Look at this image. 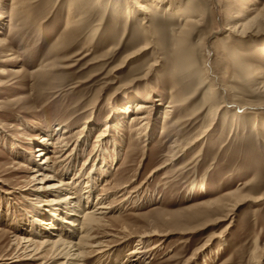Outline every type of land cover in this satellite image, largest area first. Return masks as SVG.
<instances>
[{"label": "rangeland", "instance_id": "obj_1", "mask_svg": "<svg viewBox=\"0 0 264 264\" xmlns=\"http://www.w3.org/2000/svg\"><path fill=\"white\" fill-rule=\"evenodd\" d=\"M179 2L171 11L161 3L145 20L129 0H0L1 38L10 41L19 57V62L0 58V70H6L0 76V264L63 261L51 252L29 260V252L17 249L15 237L43 238V231L30 224L33 216L39 224L45 218L36 213L40 200L28 168L42 160L35 150L46 131L62 133L66 127L73 140L62 166L66 171L60 173L67 172L66 181L81 176L75 192L84 194L88 181L93 186L85 210L98 199L113 204L108 215L113 230L108 226L107 231L121 236L103 239L106 230L98 232L113 248L90 264H134L128 254L137 247L138 236L151 230L161 237L144 245V250L156 249L137 264H256L254 255L264 264V21L243 31L264 10V0ZM128 9L135 14L129 22ZM69 17L72 23H67ZM190 19L199 21L184 45L194 52L193 65L181 69L177 43ZM147 43L146 51L122 66ZM51 63L55 67L49 77L38 84L32 73ZM173 89L177 99L186 90L176 101L190 99L178 108L173 123L183 121L163 135ZM155 99L161 100L157 116L147 129L134 133L130 121L136 105L147 100L151 106ZM128 102L120 134L110 132L97 143L112 107ZM210 104L220 109L213 117ZM209 124L204 141L163 167L175 142L187 143ZM18 128L31 140L20 138ZM86 161L89 166L83 168ZM93 166L96 175L91 177ZM124 185L128 187L113 195ZM238 188L247 189L248 196L228 220L219 222L226 211L210 220L194 213ZM55 220L66 228L58 214ZM21 226L31 233L24 237ZM122 227L130 232L122 233Z\"/></svg>", "mask_w": 264, "mask_h": 264}, {"label": "bare ground", "instance_id": "obj_2", "mask_svg": "<svg viewBox=\"0 0 264 264\" xmlns=\"http://www.w3.org/2000/svg\"><path fill=\"white\" fill-rule=\"evenodd\" d=\"M100 1L101 0H97L98 4ZM179 1L180 0H129V2L132 3L134 7L136 8V11H138V13L143 14V17H145V20H149V18H151V16L155 13V7L158 8L159 6H161V3L163 2L168 3V7L166 8V11L167 10L171 11L173 10L176 4L179 5L180 3ZM15 10L16 8L12 9L11 16ZM184 15L186 14L184 13ZM3 18H4L3 14L1 15L0 13V58L7 57L9 61L15 60L19 62L18 60L19 57L17 58V56H15L16 52L13 50L12 46L8 43L9 40L7 41L1 38V35H3V28L5 26V24L3 23L5 22ZM134 18H135L134 12L131 9H128L127 19H126L127 22H129L131 19H134ZM260 21H264V10L261 13H259V15H257L255 18L249 20L246 24H244L243 31L246 32L245 29H247V26L257 25ZM12 22H13V16L10 17L9 24L12 25ZM68 22L72 23V20L70 19V17L67 23ZM197 24H199V21L197 22V21L190 19L186 21V24L183 26V29L181 31V37H180L179 42L177 43V48H178L177 63H178L179 68L181 69L192 67L193 65V64H190L189 62L191 61L194 52H192L190 48H185L184 45L186 44L187 39L190 37V33L192 34L191 30ZM65 35L67 36L68 33ZM148 44L149 43H147L145 48L139 49L137 52L127 57L123 61L122 66L129 59L134 58L135 56L139 55L143 51H146V49H148V46H150ZM10 57H14V58H10ZM54 67H55V64L51 63L49 65L43 66L37 72L32 73L35 76L36 80L38 81V84L44 83V81L50 75L49 70H53L52 68ZM5 74H6L5 68L0 70V76H4ZM203 79L206 83L209 82V77L206 76V77H203ZM261 84L263 85L262 87L264 90V82H262ZM212 86L213 85H211L210 87ZM173 91H174L173 92L174 94L171 93V95L173 96L172 100L174 101H171L169 103L164 113L165 121H164V126H163V133H162L163 135H167L171 127L172 128L177 127L181 122L179 121L180 119H182L183 121V118L177 117L178 118L177 121L175 120L176 123H173L176 117V112L178 111V108L179 107L185 108L190 99V98H184V99L182 98L179 101H176L179 99V97L181 98L182 96L186 94V90L185 89L180 90L181 94L178 97V99L175 96V92L177 91H175V89H173ZM215 95L216 94H214V96ZM207 98L211 99L209 97ZM149 100L150 98L148 99V101ZM148 101L146 100V103H140L136 105L134 109V112H133V115L131 116V121H130L131 126L135 127L133 129L134 133H138L143 128L147 129V127L151 124L153 117L157 116V113L159 112V109L161 106V100L155 99L154 103L153 104L151 103L152 104L151 106L147 105ZM177 102L179 103V105L176 104ZM128 106H129V102L125 104L124 106L117 105V106L112 107V114L110 117L106 119V127H105L106 129L104 130V132H101L99 134L100 136L98 137L97 143L100 144L101 141H103V138L104 137L106 138L108 134H110V132H117V134H120L119 130L120 128L124 127L125 120L129 114ZM215 106L216 105H213V104H210L209 107L207 106L210 110L209 115L211 117L215 116L217 112L220 110L218 108L219 106L216 108ZM170 123H173V125L169 127L168 125ZM38 126L39 128L42 129L43 128L42 122H40ZM88 127L89 126H85L84 130L78 134L79 135L78 138L80 140L83 139L85 135L83 132L88 130ZM210 127L211 125L209 124L196 137H194L187 143L184 142L185 144L184 143L179 144L178 142H175V144L171 146L170 152L168 151L169 152V154L167 155L168 159L165 160L166 162L163 165V167L166 165H169L171 162H175L179 158L180 156L179 154H184L188 152L189 150L196 147L200 142L204 141L207 138L206 134L209 132ZM18 131L20 132L19 133L20 138H23L28 141L31 140L27 137L28 135L24 129L18 128ZM106 131H107V134H106ZM54 133H55V130L54 132L47 130L46 136L42 137V140L38 142L39 145L36 146L37 148L35 150V154H38V157L42 159L39 162V164L36 165L34 168H30V169L28 168V166L24 165L26 168H28L29 171H32V173H34V175H32L31 180L36 184V188L34 189L35 190L34 192H36V194L39 195L37 200H40V204L38 206L40 212H36V213L38 215L44 216L45 218V219H42L44 222L39 224L38 223L39 219H37L36 216H33L31 218L34 221V223L30 222V224L34 225L37 228V231L39 230L43 231L41 232V233H44L43 238L39 241H36L32 238L33 236L32 234L31 236H26L27 233L29 234L31 232L29 229H27L28 226L27 227L21 226L19 227L20 232L24 237L26 236V238H20L19 236H16L15 243L18 247L17 249H21V250H24L25 252H29V257H30L28 258L29 260L33 259L32 256L34 255H42L44 254V252H51L53 253L52 255H55V258H57L56 260H63L62 262L60 261V264H90L89 263L90 259H92L93 257L106 255L110 253V251L113 248L110 245L112 244L110 243V241L107 242L105 241L106 239L104 241L99 239L100 236L97 235L98 232H100L103 229L106 230L105 235L101 236L103 239L110 238V237L111 238L118 237L117 235H112L107 231V230H110L107 228H109L108 226H110L111 225L110 223L112 222V220L108 219V215L114 210V206L112 203H107L105 198H103V199H98L97 200L98 204H96L95 206H92V209L90 208V209L85 210V208L87 207L89 208L90 206L89 204L91 202V199L93 198L92 197L93 192H94L93 186H91L90 188L89 183H88L89 181H88L86 182L87 183L86 187H84L85 188L84 194L75 192L76 189L78 188L79 181H81V180H78L81 176L77 174L72 175V179H68L69 181H66L64 178L65 176H67V172L66 174L63 172L60 173V169L61 168L63 169L62 167L64 164L63 162H66V160L70 158V156L65 157V155L68 153L70 149L69 147H72L71 142H70L71 140H73L72 139L73 138L72 129H69L68 127H66L62 133H59V131H56L55 134H57V136L54 135ZM55 137L56 138L58 137V138L54 139ZM142 137H139L137 139L141 140ZM51 148H53V150H51ZM31 154L32 153H30V157L28 156L27 158L30 159L32 157ZM22 158L25 159L26 157H22ZM85 166H89L88 161L84 163L83 168ZM63 170L66 171V168ZM95 171H96V168L93 166L92 171H90L91 177H93V175H96ZM92 182L94 184V181ZM126 187H128V185H124L123 187H119L115 189L116 192L113 190L114 192L113 195L119 194V192L124 190ZM245 191H247V189L238 188L236 191L232 193H228L226 195H223L217 198L214 201H211L210 203L206 205V209L200 210L194 213L202 212V216L204 217V219L210 220L211 218H213V216L221 215V213L226 211V215H224V217L219 219V222H224L228 220V218H230L233 215L235 209L238 206H240L244 202V200L247 199L248 195H246ZM41 199L46 200V201H43V200L41 201ZM56 213L60 216V219L62 220V223L66 225V228L59 226V222L55 220L57 217ZM57 224H58L59 229L57 228ZM43 226H45L46 229L43 228ZM110 228L112 229L113 227L110 226ZM55 229L58 230L57 233L55 232V233L47 234L46 232V230H55ZM121 231L122 233H124L126 231L128 232L129 230H127V227L126 228L122 227ZM118 235H119L118 238H120L121 237L120 234ZM45 236L47 237L45 238ZM157 237H161V235L157 232V230L147 231L141 234V236L139 235L137 247L128 254V257H129L128 260H130L134 264H137L136 262H139V260H143V258L147 255V252H150L156 249V247H154L151 250H144L145 248L144 245L150 240L157 238ZM204 248H206V246H204L201 250H204ZM253 260L256 264H259V261H258L259 258L256 257L255 255L253 256Z\"/></svg>", "mask_w": 264, "mask_h": 264}]
</instances>
